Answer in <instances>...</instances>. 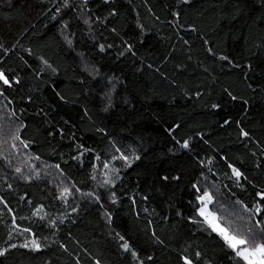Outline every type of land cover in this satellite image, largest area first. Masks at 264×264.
Listing matches in <instances>:
<instances>
[{"label":"trees","instance_id":"16d2710c","mask_svg":"<svg viewBox=\"0 0 264 264\" xmlns=\"http://www.w3.org/2000/svg\"><path fill=\"white\" fill-rule=\"evenodd\" d=\"M56 3L59 0H0V70L22 82L8 94L15 101L9 107L19 117L17 123L25 125L22 138L30 141L23 151L39 156L34 162L58 176L49 166L60 165L64 173L60 179L72 195L61 201L49 176L26 182L13 170L12 160L11 166L0 160V200L9 206L0 204V248L10 249L0 264H135L119 249L116 233L129 241L143 264H176L180 249L193 257L200 251L198 264H231L217 239L188 223L192 215L188 197L190 182L203 172L209 185L220 189L225 210L237 198L251 203L252 184L243 182V191L233 186L221 155L249 181L264 186V47H256L264 34V9L258 7L259 0H192L179 7L177 0H111L107 5L89 0L91 30L76 19L78 12L64 10L53 20ZM174 11L178 17L172 16ZM97 17L107 19L97 23ZM64 21L72 49L62 35ZM203 40L217 56L226 55L239 67L209 56ZM101 43L104 53L98 51ZM109 44L114 46L108 48ZM128 44L134 56L126 51ZM4 49H10L8 56ZM83 62L99 69L95 80L80 71ZM81 78L84 84L79 83ZM110 79L116 85L114 106L102 113L99 97L110 87ZM225 89L238 99L233 101ZM29 95L33 102L26 103ZM213 103L219 108L213 110ZM225 119L231 123L222 127ZM174 124L181 126L177 139L191 137V152L170 151L174 142L164 130ZM238 124L250 139L239 136ZM97 127L104 132H97ZM109 141L129 155L135 150L142 159L126 170L122 161H113L122 179L106 191L99 182L104 178L103 164L114 153ZM78 144L90 151L80 155ZM208 158L214 161L210 167L216 176L197 163ZM161 172L181 175L182 180L170 184L163 195H152L154 178ZM113 191L115 205L109 199ZM89 192L103 208L85 195ZM146 193L147 201L142 199ZM37 207L43 209L39 215L44 221L33 216ZM104 211L112 215L111 224ZM13 216L19 228L30 229L32 234H27L40 243L39 252L10 247L23 243L15 230L8 240ZM153 233L163 245L153 242ZM149 255L153 261L146 259Z\"/></svg>","mask_w":264,"mask_h":264},{"label":"snow or ice","instance_id":"6c2138e0","mask_svg":"<svg viewBox=\"0 0 264 264\" xmlns=\"http://www.w3.org/2000/svg\"><path fill=\"white\" fill-rule=\"evenodd\" d=\"M9 3H11V0H9ZM109 3H111V0H103V4L107 5ZM191 3L192 0H177V7L180 5H190ZM54 7L55 14L52 16L53 20H56L58 16H61L64 10L74 11L79 13L76 19L85 25L89 30L92 29L93 21L91 18V9L89 8V0H78V3L75 2V0H59V3L54 4ZM258 7L264 9V0H259ZM109 14L115 16L116 12L111 11ZM178 15L179 14L177 12H172L173 17H178ZM104 19H107V17H104L103 19L97 17L96 22L103 23ZM61 29L67 47L72 49L73 40L70 38L71 33L66 35L64 34V32L69 29L67 21L62 23ZM187 30L190 32L196 31L195 28ZM113 32H115V29H113ZM259 39L260 43L257 44L256 47H264V34H261ZM185 43H187V41H185ZM203 43L206 46V51L209 56H215L216 59L222 62H227L233 67H239V65L229 59L228 56H217L212 47L209 45L208 40H203ZM113 46L114 45L109 44L107 47L112 48ZM105 50V44H99L98 51L100 53H104ZM126 51L131 53L133 56L135 55L131 44L127 45ZM9 52L10 49H4V56H8ZM29 54L31 55L30 51ZM119 55L123 56L124 52L121 51ZM41 62L45 64L47 68L51 69L53 73L56 72V69L52 68L47 61L41 60ZM247 68L250 72L252 65L249 63ZM80 71L85 73L87 77H91L93 80H95L99 75V69L94 65H90L88 62H83ZM245 75H247V73ZM79 83L84 84L85 79L81 78ZM108 83L110 87H108L107 90L99 97V110L102 113H108L114 106L113 92L116 90V85L112 83L111 79ZM119 83H123V81H119ZM21 84L22 82L19 77L10 76L7 72L0 70V89H3L0 90V160L5 161L6 166H11V159L15 156V154L20 153L22 150H27L30 147V141L23 139L21 134V130L25 127V125L22 122L17 123L19 121V117H17L15 111L9 107L15 103V101L11 99L8 94L9 90H15L18 86H21ZM253 91L256 90L253 89ZM225 92H228V95L233 101L238 99V97L229 92L228 89H225ZM57 95L59 96L60 94L57 93ZM197 95L199 96V93H197ZM60 98L63 100V97ZM25 102H33L32 96L29 95ZM244 103H247V101H244ZM211 107L213 110H216L219 108V105L213 103ZM85 115H88L87 111L85 112ZM65 123H67V121H65ZM230 123L231 121L225 119L221 126L223 127L229 125ZM180 127V124H174L164 130L168 137H170L174 142V148L170 149L174 155L176 153H189L192 151L191 137L187 139L176 138L175 134ZM237 127H240L239 124ZM96 131L103 133L104 129L97 127ZM62 134L63 133L61 132V135ZM239 136L244 139L251 138L249 132L245 131L242 127H240ZM201 139H203V137H201ZM204 143L207 144V141L205 140ZM109 144L112 149H114V153L111 155V161L103 164L104 178L99 182V187L105 188L106 191L114 189L122 179L120 175L121 169L115 167L112 164L113 161H122L124 169L126 170L131 168L136 161H140L142 159L141 155L135 150H132L129 155L114 142L109 141ZM77 148L80 150V155H83L85 151H90L89 149L83 148L82 145L79 144L77 145ZM262 151H264V149H262ZM252 155H255V153H252ZM73 159H77V157H73ZM95 159L100 160V156L97 155ZM219 159L224 162V165H226L228 172H226L225 175L233 182V186L240 188L243 191L245 190L243 182L247 181L252 184L253 192L250 194L251 203L244 202L237 198L228 206L230 210H225L223 207V201L220 199V189L217 188L215 184H211L210 186L207 182V176L202 172L197 180L190 182L188 201L192 215L188 217V223L197 225L198 231L204 232L206 235L217 239L220 243L221 250L226 253L228 259L231 261V264H264V186L249 181L246 173L238 166L231 163L227 156L221 155ZM29 160L39 161L40 157L25 152V159L23 161L24 164L28 165ZM197 163L201 169L208 167V171L212 176L217 175L210 167L214 163L212 158H208L206 161L198 160ZM28 166L30 172L34 175H24L22 168L19 166L15 167L13 170L15 173L21 175L26 182L31 179H39L41 174L31 165ZM49 167L55 168L59 172L60 177H63L64 173L60 169V165H50ZM95 167L96 166L93 165V168ZM257 167H260V165L257 164ZM109 173H114V175L109 176ZM54 179L58 178L54 177ZM92 179L97 180L98 176L94 175L92 176ZM154 179L156 184L152 187L155 191L151 194L155 195L156 192H159L160 195H163V190L173 182H180L182 180V176L171 172H161ZM201 181H205V183H201ZM8 187L11 188V185ZM72 187H75V185H72ZM225 187H227V185H225ZM76 190L79 191V189ZM70 195H72V193L69 187L61 186L57 199L67 201ZM85 195L92 197L96 203L100 204L101 208L104 207L100 199L98 197H94L91 192ZM149 195V193L144 194L142 199L147 201L149 199ZM20 199H24V197H21ZM109 199L112 204H117L116 193L114 191L110 193ZM29 203L31 202L29 201ZM0 204H3L5 208L9 207L3 200H0ZM132 204H136L134 199H132ZM73 211H76V209L74 208ZM42 212L43 209L37 207L33 212V216H38L41 221H44L45 216L39 215ZM176 214L178 216L182 215L181 212H177ZM103 216L106 222L111 224L113 217L110 212L104 211ZM15 220L16 218L13 216L11 229L8 233L9 241L13 238V230H15L17 234H32L29 228H19ZM116 237L118 238V247L121 252L129 254L131 260L135 262V264H143L139 253L131 246L129 241H127L123 235H120V233H116ZM152 239L155 244H164V241L158 238L155 233H153ZM10 247L28 249L32 252H39L41 250V245L36 239L31 241L25 240L24 243L19 245L11 244ZM60 247L62 249L65 248L63 244H61ZM9 250V248H0V257L5 256ZM186 253L187 249H180L176 251V264H198V262L202 259V253L200 251H196L194 257ZM146 259L148 261H153L154 257L149 255ZM77 264H79V261H77ZM96 264H99V261H97ZM204 264H208V262L204 261Z\"/></svg>","mask_w":264,"mask_h":264},{"label":"rangeland","instance_id":"374dc122","mask_svg":"<svg viewBox=\"0 0 264 264\" xmlns=\"http://www.w3.org/2000/svg\"><path fill=\"white\" fill-rule=\"evenodd\" d=\"M24 159H25V152L22 150L20 153L15 154V156L11 159L14 162L15 167L19 166L22 168V171L24 175H34L33 173L30 172L29 166L31 165L36 169L37 172H39L41 175L40 177H45L49 176L47 179L48 181H51L59 190L61 186H66L69 187L64 181H61L60 176L57 175L55 171H52L45 165H42L40 163H35V160H29L28 165L24 164ZM19 175V174H18ZM19 177H22L19 175ZM54 177L58 179H54ZM70 189V188H69ZM19 237H21L22 242L24 243L25 240L31 241L33 238L27 234V233H20Z\"/></svg>","mask_w":264,"mask_h":264}]
</instances>
